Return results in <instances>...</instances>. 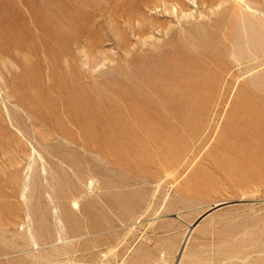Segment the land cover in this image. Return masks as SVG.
<instances>
[{
  "label": "rangeland",
  "instance_id": "374dc122",
  "mask_svg": "<svg viewBox=\"0 0 264 264\" xmlns=\"http://www.w3.org/2000/svg\"><path fill=\"white\" fill-rule=\"evenodd\" d=\"M264 0H0V264H264Z\"/></svg>",
  "mask_w": 264,
  "mask_h": 264
},
{
  "label": "bare ground",
  "instance_id": "6f19581e",
  "mask_svg": "<svg viewBox=\"0 0 264 264\" xmlns=\"http://www.w3.org/2000/svg\"><path fill=\"white\" fill-rule=\"evenodd\" d=\"M256 125L257 127H263L264 126V115H257L256 116ZM249 163L244 161V166H251V169L255 172V175L257 178H260L264 173V143H258L256 144V148L254 149V152L252 156L249 158ZM175 264H181V263H175Z\"/></svg>",
  "mask_w": 264,
  "mask_h": 264
}]
</instances>
